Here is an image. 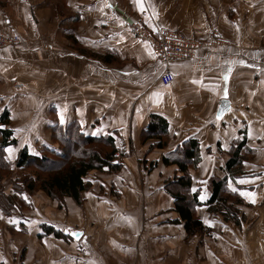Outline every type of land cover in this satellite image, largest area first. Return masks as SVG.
I'll use <instances>...</instances> for the list:
<instances>
[{"label":"crops","instance_id":"obj_1","mask_svg":"<svg viewBox=\"0 0 264 264\" xmlns=\"http://www.w3.org/2000/svg\"><path fill=\"white\" fill-rule=\"evenodd\" d=\"M134 23L198 40L217 33L226 45L172 63L174 81L162 85ZM0 30L20 38L0 50V126L14 141L0 194L20 210L0 200V264H264V0H0ZM222 101L230 108L218 119ZM158 121L164 147L146 133ZM74 124L112 138L121 168L89 172L82 206L16 191L28 174L20 154L57 148L53 127ZM194 144L192 193L206 227L188 238L166 191L181 174L163 158ZM215 183L237 200L228 204L240 225L209 208ZM48 225L69 237L44 235Z\"/></svg>","mask_w":264,"mask_h":264},{"label":"trees","instance_id":"obj_2","mask_svg":"<svg viewBox=\"0 0 264 264\" xmlns=\"http://www.w3.org/2000/svg\"><path fill=\"white\" fill-rule=\"evenodd\" d=\"M5 120V119H4ZM2 126V125H1ZM0 126V188L3 180L8 177L9 163L5 160L6 147L11 145L10 140L13 133L6 128ZM54 138L58 141L57 148H49L37 156H28L26 152L20 154L17 165L28 174L23 177L18 185L14 187L21 192H31L40 189L43 190L53 201L61 202L64 198L71 197L78 205L82 206V193L87 190L88 183L86 179L91 171L103 170H119L121 167L115 163V154L117 153L116 144L112 138L93 139L87 134L80 131L77 124L69 125L66 130L60 126H54ZM147 135L161 140V147L166 145L163 141L164 136L168 134L166 128L161 121L149 126ZM239 153V147L233 154ZM238 157V156H237ZM237 157L228 163L226 168L228 172H236ZM165 165H176L177 170L181 174L173 181L169 182L166 187L167 193L175 199V212L178 213L180 219L177 220L186 228L187 236L192 237L205 232L203 222L197 215V207L200 206V201L197 194L192 193V170H196L201 155H199V147L196 144L190 147L179 149L172 155L164 156ZM233 168V169H231ZM20 183V184H19ZM220 187L225 190L226 185L219 183ZM222 189H218L217 184H214L213 195L208 203L216 202V207L212 210L221 215L225 222L231 221L236 225H240L239 212L228 202L237 201L233 196L223 195ZM5 203L2 204V209L13 210V196L6 197L0 194ZM3 205L5 209L3 208ZM19 205V204H18ZM16 204V206H18ZM14 212L18 213L19 208H14ZM19 210V211H18ZM176 222V221H174ZM44 235H53L54 237L65 238L70 234L55 230L51 226H44Z\"/></svg>","mask_w":264,"mask_h":264},{"label":"built area","instance_id":"obj_3","mask_svg":"<svg viewBox=\"0 0 264 264\" xmlns=\"http://www.w3.org/2000/svg\"><path fill=\"white\" fill-rule=\"evenodd\" d=\"M130 30L143 42L151 43L155 57L162 65L164 73L161 77L162 85H169L174 81V75L169 66L182 60L196 58L200 51L219 48L226 45L217 33L211 34L205 40H198L185 36L178 31L162 27L153 34L141 24L130 25ZM20 43V38L15 34L4 33L0 30V50L7 46H14Z\"/></svg>","mask_w":264,"mask_h":264},{"label":"water","instance_id":"obj_4","mask_svg":"<svg viewBox=\"0 0 264 264\" xmlns=\"http://www.w3.org/2000/svg\"><path fill=\"white\" fill-rule=\"evenodd\" d=\"M229 108H230L229 102L228 101H222V104H221L219 111H218L217 118L222 119V117L228 112Z\"/></svg>","mask_w":264,"mask_h":264},{"label":"rangeland","instance_id":"obj_5","mask_svg":"<svg viewBox=\"0 0 264 264\" xmlns=\"http://www.w3.org/2000/svg\"><path fill=\"white\" fill-rule=\"evenodd\" d=\"M262 215H263V221H264V213H262ZM105 229L108 230V231L105 232V234H106L107 232H108V234L116 233V232L114 231V229H111V224H106ZM117 233H119V232L117 231Z\"/></svg>","mask_w":264,"mask_h":264},{"label":"snow or ice","instance_id":"obj_6","mask_svg":"<svg viewBox=\"0 0 264 264\" xmlns=\"http://www.w3.org/2000/svg\"><path fill=\"white\" fill-rule=\"evenodd\" d=\"M226 94V93H225ZM61 122H63V118L61 117ZM9 151H11V149H9ZM204 197L202 196L201 199H203Z\"/></svg>","mask_w":264,"mask_h":264}]
</instances>
